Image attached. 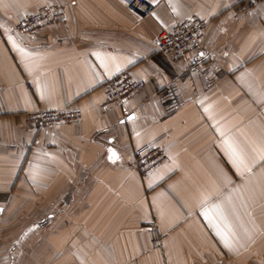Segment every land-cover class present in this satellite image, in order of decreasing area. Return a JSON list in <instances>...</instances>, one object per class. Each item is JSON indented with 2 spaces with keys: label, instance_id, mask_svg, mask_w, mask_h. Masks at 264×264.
<instances>
[{
  "label": "crops",
  "instance_id": "obj_1",
  "mask_svg": "<svg viewBox=\"0 0 264 264\" xmlns=\"http://www.w3.org/2000/svg\"><path fill=\"white\" fill-rule=\"evenodd\" d=\"M149 1L142 18L125 0H0V264H264V161L252 166L264 149V0ZM51 3L63 24L11 31ZM192 16L209 21V57L171 61L156 36ZM125 69L144 88L104 105L103 83ZM67 105L82 117L26 126L28 112ZM226 139L251 172L230 162ZM144 144L168 157L147 176L133 164ZM214 204L230 246L202 215Z\"/></svg>",
  "mask_w": 264,
  "mask_h": 264
},
{
  "label": "built area",
  "instance_id": "obj_2",
  "mask_svg": "<svg viewBox=\"0 0 264 264\" xmlns=\"http://www.w3.org/2000/svg\"><path fill=\"white\" fill-rule=\"evenodd\" d=\"M128 7L140 17L153 14L155 5L149 0H125ZM65 10L62 3L43 5L26 14L17 21L11 31L25 35H36L54 25L63 24ZM209 21L192 16L175 23L170 29L161 30L156 36L158 50L171 61L189 59L192 64L203 63L209 54L204 41ZM145 81L137 78L129 69H125L108 78L103 83L105 91L104 105H121L129 101L134 94L144 88ZM125 116L130 114L124 111ZM82 117L80 108L67 105L62 108H39L26 114V126L34 131H41L63 122H73ZM167 154L158 145L144 144L137 148L133 164L143 176H147L167 160ZM148 237L157 247H163V234L155 221L145 225Z\"/></svg>",
  "mask_w": 264,
  "mask_h": 264
},
{
  "label": "snow or ice",
  "instance_id": "obj_3",
  "mask_svg": "<svg viewBox=\"0 0 264 264\" xmlns=\"http://www.w3.org/2000/svg\"><path fill=\"white\" fill-rule=\"evenodd\" d=\"M2 27V26H0ZM10 41H12L15 46V41L12 40V37H8ZM119 69H117L118 71ZM223 135V133H221ZM226 145V151L230 156V162L235 165L238 170H242L244 172H251L252 167L246 162V155L242 149L238 147V145L230 140L224 141ZM113 156H116V153H112ZM259 160H254L252 162V166H254L259 161H264V149L258 152ZM111 159V157H110ZM202 215L209 220V223H213L216 220H219L220 223H215L214 226L216 228V235L221 238L225 246H230L229 244V236L228 233L231 230V224L228 222V217L220 204H214L210 209L206 208L202 211ZM234 235V233H233Z\"/></svg>",
  "mask_w": 264,
  "mask_h": 264
},
{
  "label": "rangeland",
  "instance_id": "obj_4",
  "mask_svg": "<svg viewBox=\"0 0 264 264\" xmlns=\"http://www.w3.org/2000/svg\"><path fill=\"white\" fill-rule=\"evenodd\" d=\"M164 237V236H163Z\"/></svg>",
  "mask_w": 264,
  "mask_h": 264
}]
</instances>
